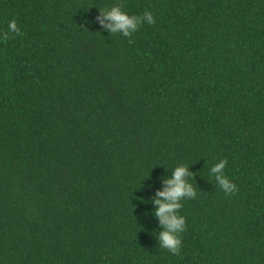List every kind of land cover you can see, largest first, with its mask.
Returning <instances> with one entry per match:
<instances>
[{
    "label": "trees",
    "instance_id": "trees-1",
    "mask_svg": "<svg viewBox=\"0 0 264 264\" xmlns=\"http://www.w3.org/2000/svg\"><path fill=\"white\" fill-rule=\"evenodd\" d=\"M118 4L155 25L110 35L95 19ZM12 19L0 264H264V0H0V34ZM179 165L197 197L176 256L144 201Z\"/></svg>",
    "mask_w": 264,
    "mask_h": 264
},
{
    "label": "clouds",
    "instance_id": "clouds-1",
    "mask_svg": "<svg viewBox=\"0 0 264 264\" xmlns=\"http://www.w3.org/2000/svg\"><path fill=\"white\" fill-rule=\"evenodd\" d=\"M123 7L122 4H118L111 9L99 8L95 23L110 35L122 34L131 44L134 43L133 34L139 31L144 23L155 25L156 21L150 11L144 12L143 16L129 15ZM0 35L4 41H8L14 36H23V33L17 21L12 19L8 24V30ZM227 164V159L219 161L210 169V173L225 195L231 196L238 192V187L224 174ZM195 177L196 173L190 172L187 165H179L174 169L171 177L162 178L163 189L157 191L151 201H144L155 205L152 215L159 220L163 229L158 233L159 247L176 256H179L182 250L181 234L187 230L186 219L180 215V210L183 208L182 201L197 197V191L190 182Z\"/></svg>",
    "mask_w": 264,
    "mask_h": 264
}]
</instances>
